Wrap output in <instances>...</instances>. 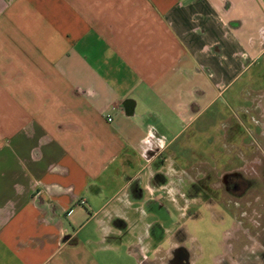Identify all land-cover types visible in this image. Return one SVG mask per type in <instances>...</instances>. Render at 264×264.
<instances>
[{
	"label": "crops",
	"instance_id": "crops-1",
	"mask_svg": "<svg viewBox=\"0 0 264 264\" xmlns=\"http://www.w3.org/2000/svg\"><path fill=\"white\" fill-rule=\"evenodd\" d=\"M262 55L264 0H0V264H140L180 143Z\"/></svg>",
	"mask_w": 264,
	"mask_h": 264
},
{
	"label": "flooded vegetation",
	"instance_id": "flooded-vegetation-1",
	"mask_svg": "<svg viewBox=\"0 0 264 264\" xmlns=\"http://www.w3.org/2000/svg\"><path fill=\"white\" fill-rule=\"evenodd\" d=\"M252 92L264 98V91ZM237 96L241 100L242 92L237 93ZM240 117L236 116L234 119L238 125L245 122V112L241 111ZM233 126L234 124L230 128L235 131ZM234 140L241 143L235 149L241 163L222 170L193 164L183 166L182 152L176 151L173 175L176 204L168 207L173 209V215L169 209H165L169 205L166 203L167 190L164 189V203L148 206L158 212V217H146L149 219L145 241L148 243L147 254L153 255L152 251L156 249L157 257L154 261H146L145 258L150 259V255L140 256V264H203L204 250L196 238L190 235L191 222L199 218L194 217L195 207L200 205L213 208L218 204L225 205L226 201L238 208L245 222L238 229L224 233L226 241L223 254H211L207 264H264V227L261 226L264 214L260 213L261 198L264 197V162L259 151L256 155L249 156L244 149L242 137ZM262 165L263 175H260ZM157 178L165 185L168 175L159 172ZM183 210L185 215L181 217Z\"/></svg>",
	"mask_w": 264,
	"mask_h": 264
},
{
	"label": "rangeland",
	"instance_id": "rangeland-1",
	"mask_svg": "<svg viewBox=\"0 0 264 264\" xmlns=\"http://www.w3.org/2000/svg\"><path fill=\"white\" fill-rule=\"evenodd\" d=\"M254 90L264 91V55L250 69H245L220 100L191 126L188 141L180 143L183 166L193 164L222 170L239 165L241 160L236 156L235 149L241 143L233 141L239 136L243 138L244 149L249 156L256 155L259 151L264 162V98L254 94ZM240 91L243 94L241 100L236 95ZM241 111L245 112L246 120L238 125L234 119L236 116L240 117ZM232 124L235 131L230 128ZM263 165L260 175H263ZM261 199L260 213L264 214V197ZM195 208L194 217L199 218L191 222L190 235L201 244L204 250L203 264H207L211 254H223L226 241L224 233L238 229L245 219L240 216L238 208L227 201L225 205L218 204L213 208L200 205ZM165 209L168 210V206ZM184 215L183 210L181 217ZM261 226L264 227L263 219ZM152 254L148 253L150 259L145 260L154 261L157 251L153 250ZM139 255L137 254L138 258Z\"/></svg>",
	"mask_w": 264,
	"mask_h": 264
},
{
	"label": "built area",
	"instance_id": "built-area-1",
	"mask_svg": "<svg viewBox=\"0 0 264 264\" xmlns=\"http://www.w3.org/2000/svg\"><path fill=\"white\" fill-rule=\"evenodd\" d=\"M108 120H110V118H108ZM83 203V202H82Z\"/></svg>",
	"mask_w": 264,
	"mask_h": 264
}]
</instances>
